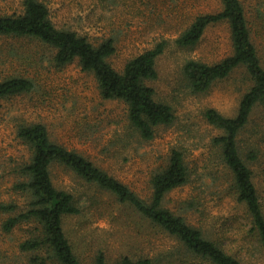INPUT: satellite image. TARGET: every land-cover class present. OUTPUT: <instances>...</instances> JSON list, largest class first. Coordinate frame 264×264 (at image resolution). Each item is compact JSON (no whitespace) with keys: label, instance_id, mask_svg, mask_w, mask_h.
I'll list each match as a JSON object with an SVG mask.
<instances>
[{"label":"rangeland","instance_id":"1","mask_svg":"<svg viewBox=\"0 0 264 264\" xmlns=\"http://www.w3.org/2000/svg\"><path fill=\"white\" fill-rule=\"evenodd\" d=\"M58 28L76 31L95 45L112 38L116 52L109 62L122 70L134 56L167 41L157 59V78L148 83L156 99L172 106L175 119L160 125L151 140L142 139L130 126L127 105L100 95L96 78L78 60L65 66L53 61L54 50L29 37L0 36V81L23 76L34 81L28 93L0 100V264H27L30 254L20 243L31 225L11 231L4 221L27 209L29 196L14 188L22 180L19 169L28 163L31 149L17 134L21 123H44L54 140L88 157L110 175L128 184L142 197L151 195L150 178L164 168L173 149L182 151L189 181L172 190L164 205L189 223L210 230L223 246L245 264H264V247L254 237L246 206L239 202L230 170L213 142L223 131L206 118L214 108L226 116L237 112L244 82L240 72L215 82L206 92H193L183 74L185 63L217 62L232 52L230 26L211 24L192 47H180L176 38L196 15L216 12L220 0H42ZM252 38L264 66V0H242ZM23 0H0V14L22 12ZM243 159L264 205V109L255 108L239 135ZM254 155L253 159L248 156ZM54 184L72 192L80 209L64 220L65 231L84 264L98 251L108 262L127 255L148 257L154 264H209L194 259L178 240L141 216L128 204L96 184L87 183L62 165L51 167ZM15 203L7 212L3 203Z\"/></svg>","mask_w":264,"mask_h":264},{"label":"trees","instance_id":"2","mask_svg":"<svg viewBox=\"0 0 264 264\" xmlns=\"http://www.w3.org/2000/svg\"><path fill=\"white\" fill-rule=\"evenodd\" d=\"M220 1L219 11L196 15L175 42L180 47H192L201 40L209 25L226 21L230 26L231 54L214 63L190 59L184 65L183 74L191 90L197 93L208 91L215 82L229 78L234 72L242 75L245 87L236 114L226 116L210 108L205 116L223 131L213 142L230 170L237 200L246 206L251 231L264 247V205L253 180V171L243 159L239 145V135L249 124L255 108L264 109V66L242 0ZM0 36L39 40L54 50L53 61L59 67L78 60L82 69L96 78L103 99L120 100L127 105L130 126L144 140L153 139L157 127L171 124L175 119L172 106L157 100L155 89L148 83L158 76L157 59L165 50L166 40L132 57L122 70H117L109 62L116 52L114 39L108 38L95 45L74 30L58 28L42 0H23L22 12L0 14ZM34 86V81L28 77L4 79L0 81V100L28 93ZM17 134L29 146L32 156L20 167L22 180L17 181L14 188L27 193L30 200L27 209L15 212L4 221L3 228L11 231L21 223L31 225L30 236L18 246L30 254L27 264H84L64 228L65 218L78 214L80 209L72 192L54 184L51 175L54 164L112 193L121 203L128 204L176 238L194 259L209 264H245L223 246L222 240L214 238L210 230L189 223L185 216L164 205L172 190L189 181L190 173L182 151L173 149L166 166L153 173L151 195L146 199L87 156L51 140L44 123H21ZM250 157L253 159L254 155L248 159ZM1 207L7 212L17 209L12 202L3 203ZM92 264H154V261L148 257L133 259L124 255L108 262L105 253L98 251Z\"/></svg>","mask_w":264,"mask_h":264}]
</instances>
